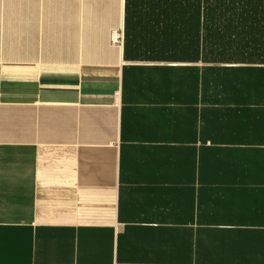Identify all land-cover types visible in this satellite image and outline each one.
Returning a JSON list of instances; mask_svg holds the SVG:
<instances>
[{
  "label": "crops",
  "instance_id": "crops-1",
  "mask_svg": "<svg viewBox=\"0 0 264 264\" xmlns=\"http://www.w3.org/2000/svg\"><path fill=\"white\" fill-rule=\"evenodd\" d=\"M124 18L0 0V264H264V65L127 60Z\"/></svg>",
  "mask_w": 264,
  "mask_h": 264
},
{
  "label": "trees",
  "instance_id": "trees-1",
  "mask_svg": "<svg viewBox=\"0 0 264 264\" xmlns=\"http://www.w3.org/2000/svg\"><path fill=\"white\" fill-rule=\"evenodd\" d=\"M127 60L264 65V0H125ZM199 74L195 66H163ZM204 68V67H203ZM202 68V69H203Z\"/></svg>",
  "mask_w": 264,
  "mask_h": 264
},
{
  "label": "built area",
  "instance_id": "built-area-1",
  "mask_svg": "<svg viewBox=\"0 0 264 264\" xmlns=\"http://www.w3.org/2000/svg\"><path fill=\"white\" fill-rule=\"evenodd\" d=\"M112 40H113V43H116V44H123L124 43V32L123 31H120V32H114L112 34Z\"/></svg>",
  "mask_w": 264,
  "mask_h": 264
}]
</instances>
